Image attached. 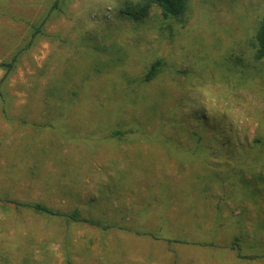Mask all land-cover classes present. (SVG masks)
I'll return each mask as SVG.
<instances>
[{
  "label": "rangeland",
  "instance_id": "obj_1",
  "mask_svg": "<svg viewBox=\"0 0 264 264\" xmlns=\"http://www.w3.org/2000/svg\"><path fill=\"white\" fill-rule=\"evenodd\" d=\"M125 1L71 0L0 89V264H264L231 250L223 220L238 211L216 186L202 192L206 164L187 151L192 129L221 163L242 155L228 142L264 139V72L243 66L264 0H188L181 21L156 9L134 21ZM48 2L0 0V60ZM203 240L216 247L193 244Z\"/></svg>",
  "mask_w": 264,
  "mask_h": 264
},
{
  "label": "trees",
  "instance_id": "obj_2",
  "mask_svg": "<svg viewBox=\"0 0 264 264\" xmlns=\"http://www.w3.org/2000/svg\"><path fill=\"white\" fill-rule=\"evenodd\" d=\"M71 0H49L45 12L39 16L34 23H28L27 35L19 44L12 49L11 54L6 59L0 60V69L3 71V76L0 78V89L10 75L15 71L20 63V59L24 53H27L40 38H49L50 35L46 32L45 26L50 19V16L55 12H62L63 8L70 3ZM2 5L5 9L7 0H2ZM156 9L164 19H174L181 21L188 9V0H126L120 8V14L134 21H140L146 18L149 13ZM15 20L13 16H9ZM248 46L253 50L252 60L243 65L247 70L253 67V63L259 67V72H264V18H262L255 29V33L248 41ZM164 66L162 59H156L151 62L142 81L150 82L157 77ZM0 100L2 104L6 103V99L2 90H0ZM183 129V126H181ZM134 130L128 132H119L114 129L111 137H120L127 133L132 134ZM217 134H224L218 130ZM188 136L194 141L192 148L187 150L191 155L192 160H198L200 163L206 164L207 175H205L206 188L202 192L210 190L212 187H217L225 195L224 197L235 205L238 211H230V215L225 217L223 222L227 226H231L236 233L232 236L230 243L231 250H234L236 257L241 260H257L264 259V139L257 130L255 136L250 143L228 142L229 146L235 148L236 151L242 153L236 157L233 162L225 161L221 163L216 159H208L207 154H214L213 150L204 141V134L196 130L188 131ZM234 150V151H235ZM201 194V190H199ZM222 196V195H220ZM223 196L219 199L225 201ZM16 207H27L33 209L39 214L52 217H63L67 222L83 221L80 219L77 210L71 213H62L41 204H27L14 202ZM247 204L254 206L257 216L255 219H249V210ZM217 204V214L222 216V208ZM94 224V222H91ZM101 226V224H94ZM109 226H102L103 230ZM159 233V231H158ZM151 235V234H150ZM162 240L168 243L190 244L189 240L183 238H169L161 236ZM200 246L216 247L213 240L193 242ZM71 264V263H68Z\"/></svg>",
  "mask_w": 264,
  "mask_h": 264
}]
</instances>
